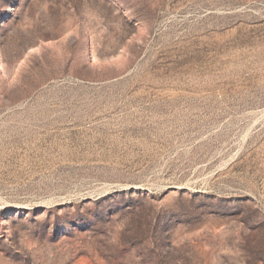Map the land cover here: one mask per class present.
<instances>
[{"label": "rangeland", "instance_id": "1", "mask_svg": "<svg viewBox=\"0 0 264 264\" xmlns=\"http://www.w3.org/2000/svg\"><path fill=\"white\" fill-rule=\"evenodd\" d=\"M0 264H264V0H0Z\"/></svg>", "mask_w": 264, "mask_h": 264}]
</instances>
